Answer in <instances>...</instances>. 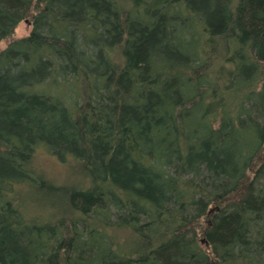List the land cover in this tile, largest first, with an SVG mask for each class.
<instances>
[{
  "label": "trees",
  "instance_id": "16d2710c",
  "mask_svg": "<svg viewBox=\"0 0 264 264\" xmlns=\"http://www.w3.org/2000/svg\"><path fill=\"white\" fill-rule=\"evenodd\" d=\"M3 41L0 264H264V0H0Z\"/></svg>",
  "mask_w": 264,
  "mask_h": 264
},
{
  "label": "rangeland",
  "instance_id": "374dc122",
  "mask_svg": "<svg viewBox=\"0 0 264 264\" xmlns=\"http://www.w3.org/2000/svg\"><path fill=\"white\" fill-rule=\"evenodd\" d=\"M31 30L27 22H21L15 29V38L25 37ZM7 42H1L0 47L4 48ZM33 165L47 179L55 181L57 184L65 183L69 179L71 169L69 166H62L54 158L48 156L44 151L39 150L33 159Z\"/></svg>",
  "mask_w": 264,
  "mask_h": 264
}]
</instances>
